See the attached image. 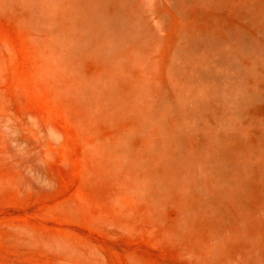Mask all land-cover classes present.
<instances>
[{"label":"rangeland","instance_id":"1","mask_svg":"<svg viewBox=\"0 0 264 264\" xmlns=\"http://www.w3.org/2000/svg\"><path fill=\"white\" fill-rule=\"evenodd\" d=\"M70 3L0 0V264H264V0Z\"/></svg>","mask_w":264,"mask_h":264},{"label":"bare ground","instance_id":"2","mask_svg":"<svg viewBox=\"0 0 264 264\" xmlns=\"http://www.w3.org/2000/svg\"><path fill=\"white\" fill-rule=\"evenodd\" d=\"M68 1V0H67ZM72 1H74V0H71V3H72ZM89 1L90 0H81V3L78 5V7H77V9L75 10V14H78V13H82L83 11H84V9H85V6L86 5H88L89 4ZM98 1V0H97ZM70 2V1H69ZM70 3V4H71ZM118 3V2H117ZM68 5L70 8H71V5ZM75 4V3H74ZM44 5V4H43ZM54 4H52L51 6H53ZM72 5H73V3H72ZM50 6V5H49ZM56 6V5H55ZM57 6H58V4H57ZM68 7V8H69ZM73 7V6H72ZM69 8V9H70ZM76 8V7H75ZM90 10V9H89ZM60 11V10H59ZM70 12V11H69ZM71 13V12H70ZM60 14V13H59ZM72 14V13H71ZM70 14V15H71ZM72 15H74V14H72ZM68 16V15H67ZM74 16H76V15H74ZM82 17V16H81ZM75 18V17H74ZM56 21L55 22H57V21H59V16H57V17H55L54 18ZM62 22V21H61ZM60 22V23H61ZM66 22V21H65ZM65 22L63 23V24H65ZM67 22H68V20H67ZM66 22V23H67ZM74 22V21H73ZM57 24V23H56ZM128 24V23H127ZM53 25V24H52ZM61 25V24H60ZM62 27V26H61ZM54 28V27H53ZM57 28V27H56ZM59 28V27H58ZM66 28H68V27H66ZM124 28H126V27H124ZM65 29V27H62V30H64ZM61 30V29H60ZM62 30H61V32H62ZM59 33H60V31H58ZM144 116H148L147 114H145ZM139 123L140 124H143V123H147V121H139Z\"/></svg>","mask_w":264,"mask_h":264}]
</instances>
